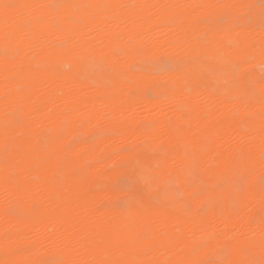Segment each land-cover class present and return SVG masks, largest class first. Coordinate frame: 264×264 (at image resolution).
Segmentation results:
<instances>
[{"label":"bare ground","instance_id":"6f19581e","mask_svg":"<svg viewBox=\"0 0 264 264\" xmlns=\"http://www.w3.org/2000/svg\"><path fill=\"white\" fill-rule=\"evenodd\" d=\"M262 159L264 0H0V264H258Z\"/></svg>","mask_w":264,"mask_h":264},{"label":"rangeland","instance_id":"374dc122","mask_svg":"<svg viewBox=\"0 0 264 264\" xmlns=\"http://www.w3.org/2000/svg\"><path fill=\"white\" fill-rule=\"evenodd\" d=\"M56 40H58V39H56ZM57 42L58 41H54V45L55 46H58V44L61 45V42L60 43L59 42L57 43ZM261 68H263V67H261ZM157 69H158V72L159 73L164 74L165 72L172 71L174 69V63L171 60H169V59L161 60V61H159L157 63ZM257 69H259V67H257ZM260 72H263V71L260 70ZM151 96L154 97L155 95L153 93H151ZM200 98H199V100L200 101L202 100L201 102H203V97L201 96ZM140 109H142L141 106L137 108L138 111ZM98 134H106V135H109V136H116V133L111 132L109 130H103V131L99 132ZM246 140H248V139H246ZM246 143H249V141L246 142ZM126 149L127 148L124 147L122 151L123 152L124 151H127ZM115 154H116V152L113 155H115ZM187 177H188L189 185H190L191 188H193V190L195 192L194 196H196V197L201 196L202 195V192L209 187V185H208L207 182H204V181H202V180L199 179L197 173L194 170H190L187 173ZM114 181H115L114 182V185H115L114 187H115V189L117 191H121L122 190V192H124V193H129L132 190L133 183H132V181L128 177L118 176ZM144 181L151 183L152 186H153V188H154V191L156 193H159V194L162 193L165 197L171 198L172 199V202L174 203V205L177 208H179L181 211H183L185 213H190V214L194 212L193 205L187 200L186 196L177 188V186H176V184H175V182L173 180H167L165 182H156V181H150V180L144 178ZM162 184H164V185H162ZM125 188H126V191H125ZM236 189L238 191H242L243 190L242 180L236 186ZM115 200L116 199H113V200L109 201L110 204H112V206H113V204H114V207H116V208H119V207L123 208L124 206H126L125 205L126 204V200L123 197L117 198L116 203H114ZM123 200H125L124 201L125 203L123 202ZM122 205H123V207H122ZM237 233L238 232H236V234ZM47 245L48 244L46 243L45 246H47ZM225 253H226V250L224 248H218V249L214 250L210 254L209 261H211V262L221 261V260H223L225 258V256H226ZM248 264H252V263H248ZM258 264H260V263H258Z\"/></svg>","mask_w":264,"mask_h":264},{"label":"snow or ice","instance_id":"6c2138e0","mask_svg":"<svg viewBox=\"0 0 264 264\" xmlns=\"http://www.w3.org/2000/svg\"><path fill=\"white\" fill-rule=\"evenodd\" d=\"M14 7H15L14 5H9V4L3 5V8L5 9L6 14H7L8 10H10ZM53 7H55L58 11L61 7H63V5H54ZM230 7L233 9H239V8H244V7H249V6H246L243 4H237V5H231ZM237 71H238V69H237ZM261 163H262V166H264V159H262ZM242 179H243V177L239 176V175L237 177H235L234 178V186H237L241 182ZM262 183H264V181H262ZM89 264H96V262L91 261V262H89ZM222 264H228V262H222ZM260 264H264V260H262L260 262Z\"/></svg>","mask_w":264,"mask_h":264}]
</instances>
